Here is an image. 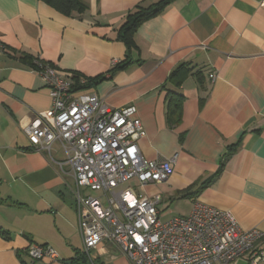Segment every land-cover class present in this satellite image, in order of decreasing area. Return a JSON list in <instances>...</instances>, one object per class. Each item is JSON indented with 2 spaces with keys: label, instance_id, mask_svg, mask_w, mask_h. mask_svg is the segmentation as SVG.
<instances>
[{
  "label": "crops",
  "instance_id": "obj_1",
  "mask_svg": "<svg viewBox=\"0 0 264 264\" xmlns=\"http://www.w3.org/2000/svg\"><path fill=\"white\" fill-rule=\"evenodd\" d=\"M81 1L83 14L65 15L40 0H0V264H129L104 244L83 255L65 152L59 142L40 151L22 133L51 103L31 59L70 80L76 98L135 107L141 156L174 159L166 182L144 187L160 197L159 217L172 202L187 203V216L198 201L264 234V0H172L130 47L120 27L159 0ZM31 243L59 259L33 263Z\"/></svg>",
  "mask_w": 264,
  "mask_h": 264
},
{
  "label": "built area",
  "instance_id": "obj_2",
  "mask_svg": "<svg viewBox=\"0 0 264 264\" xmlns=\"http://www.w3.org/2000/svg\"><path fill=\"white\" fill-rule=\"evenodd\" d=\"M34 63L37 70L32 71L48 88L51 103L47 115H35L22 133L40 151L61 144L75 183L83 255L104 244L129 264L264 262V234L242 231L229 211L196 201L187 216L161 221L160 197H147L144 187L166 182L174 159L150 161L141 156L138 143L145 131L135 107L110 108L95 95L76 98L70 80L39 59ZM117 63L112 61L111 67ZM26 253L33 263L59 259L49 245L31 243Z\"/></svg>",
  "mask_w": 264,
  "mask_h": 264
},
{
  "label": "trees",
  "instance_id": "obj_3",
  "mask_svg": "<svg viewBox=\"0 0 264 264\" xmlns=\"http://www.w3.org/2000/svg\"><path fill=\"white\" fill-rule=\"evenodd\" d=\"M46 4H48L50 7H52L55 11L65 14V15H70V14H78L81 15L83 14L87 6L84 4L81 0H40ZM172 0H159L156 3H153L149 5L148 7H137L136 10L129 14L126 21L122 24L120 27V35L119 37L125 41V43L130 47V41H129V36L132 35L137 26L144 20L151 18L152 16L156 15L159 13L161 10H163ZM38 59H31V70H37V67L34 63ZM128 60H122L118 62L115 66L111 67L112 71L123 67L125 64H127ZM76 87L74 86L73 89ZM177 97V98H176ZM174 97L175 100V105L170 107L169 115H173L176 111L179 109V104L182 101V96L177 95ZM190 190V189H189ZM186 190L183 193H181V197H188V191ZM79 261L81 263H86V259L83 255L79 257Z\"/></svg>",
  "mask_w": 264,
  "mask_h": 264
},
{
  "label": "rangeland",
  "instance_id": "obj_4",
  "mask_svg": "<svg viewBox=\"0 0 264 264\" xmlns=\"http://www.w3.org/2000/svg\"><path fill=\"white\" fill-rule=\"evenodd\" d=\"M85 194H88L90 196L96 197L97 194L93 192H87L85 191ZM165 210L160 215L161 221H166L168 219H171L172 217L178 216V215H185L188 212V205L187 203H178V202H172L168 206H165ZM239 264H244L240 262ZM259 264H264V262H261Z\"/></svg>",
  "mask_w": 264,
  "mask_h": 264
}]
</instances>
